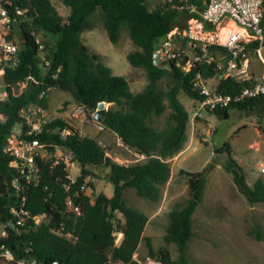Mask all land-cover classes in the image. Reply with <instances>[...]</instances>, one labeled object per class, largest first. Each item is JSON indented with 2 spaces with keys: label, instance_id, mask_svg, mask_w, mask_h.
<instances>
[{
  "label": "trees",
  "instance_id": "obj_1",
  "mask_svg": "<svg viewBox=\"0 0 264 264\" xmlns=\"http://www.w3.org/2000/svg\"><path fill=\"white\" fill-rule=\"evenodd\" d=\"M206 1L62 0L70 10L65 17L53 0H0L11 12L17 6L25 10L11 34L18 43L21 61L1 74L7 96L0 98V251L5 245L15 257L7 264H17L20 258H37L40 264H51L54 260L58 264H138L133 255L142 241L146 243L148 254L162 259L164 264H185L183 254L194 235L193 215L205 195L204 172L181 170L190 197L176 202L170 209L171 220L164 236L166 244L158 249L151 237L144 235L149 216L129 206L124 192L131 187L150 202L162 201L172 176V159L190 140L191 119L179 94L184 92L197 102L202 99L192 83L197 71L206 79L218 76V83L213 87L218 92L234 94L249 85L248 81L233 76H221L209 64L198 65L192 71L155 64L154 53L162 41L172 38L176 30L185 29L189 20H203ZM97 12L113 43L118 44L122 33L127 31L138 47L128 54V60L147 73L148 82L141 91L133 92L129 80L114 74L100 55L84 42L82 34L93 26L91 19ZM178 39L184 42L182 46L177 43ZM174 43L183 50L189 39L180 37L174 39ZM257 46L256 43L249 48ZM209 50L218 57L228 53L223 46H210ZM41 52L50 60L49 65L45 64ZM23 83H26L24 87ZM52 88L69 92L75 104L89 113L95 112L101 101L110 103L103 121L105 129L101 131L115 135L128 149L145 157L121 163L109 154L99 135L82 133L62 116L45 123L42 132L27 134L30 127L21 110L31 104L49 109ZM263 104L264 96H261L233 102L213 113L227 118L231 108L247 110ZM17 126L25 136L46 143L48 155L37 157L41 174L38 184L24 180L15 183L16 179H21L20 173L13 163L14 157L5 148ZM65 127L70 132L63 135ZM260 129L264 133V126ZM58 149L71 151L82 165L75 182H71L64 163L54 164ZM215 152L228 154L225 165L249 202H264V174L250 185L233 156L230 141ZM99 169H108L104 177L115 186L113 196L100 192L92 197L86 192L87 184L93 186L88 177ZM24 197L29 216L20 226L11 206ZM69 198L79 205V211L68 205ZM38 217L41 219L37 220ZM117 232L123 234L119 244L116 243ZM250 233L257 238L263 236L258 232ZM172 243L177 245L182 258L173 256L169 248ZM0 264H5L3 256H0Z\"/></svg>",
  "mask_w": 264,
  "mask_h": 264
},
{
  "label": "rangeland",
  "instance_id": "obj_2",
  "mask_svg": "<svg viewBox=\"0 0 264 264\" xmlns=\"http://www.w3.org/2000/svg\"><path fill=\"white\" fill-rule=\"evenodd\" d=\"M53 1L59 12L67 17L69 8L62 0ZM228 19L224 20V24ZM91 20L93 26L82 34L84 42L100 55L101 60L112 69L114 74L125 76L129 80L133 92L141 91L148 82V77L144 69L132 66L128 60V54L138 49L128 32L124 31L120 42L115 44L108 37L100 12L95 13ZM177 43L182 46L184 42L178 39ZM190 48L191 46L186 43V49L190 50ZM251 59L257 68L264 71V48L261 55H254ZM215 82H218V79ZM1 97H4V87L0 75ZM179 99L192 120L198 102L184 92L179 94ZM110 105L106 103V108L108 109ZM78 108L79 105L75 104L69 92L59 88L50 90L49 109H47L49 118L62 116L82 133L99 135L107 145L109 154L121 163L128 164L140 158L133 150L128 149L122 140L107 131H100L94 122H90L96 121L91 113L79 112L80 117H76L74 114L78 112ZM195 124L196 129L203 133L201 136L203 140L199 141L198 148L190 153L183 167L204 172L206 189L203 202L193 215L194 235L183 254L185 264H264V202H249L236 185L232 172L225 165L228 154L215 152V149L230 141L233 156L242 166L248 183L253 184L258 176L254 168L256 162L264 161V133L260 129L264 126V104L247 110L231 108L227 118L204 112V117L199 118ZM15 129L18 130V126ZM193 131L191 124L190 139ZM81 169L79 165L75 166L71 174L77 176L81 173ZM179 171L180 167L176 165L175 172L178 179ZM106 172L108 169L95 170L88 177L87 180L91 181L93 186L87 184L86 192L92 197L100 192H105L108 196L114 195L115 186L104 177ZM181 177L186 180L184 175ZM173 185L177 187L175 193L179 197L158 203L140 197L136 189L131 187L124 192V198L129 206L150 217L155 213L147 224L144 234L152 238L156 248L166 244L164 236L171 220L170 209L176 202L186 201L190 197L189 187L184 181H176ZM119 216L122 217L121 214ZM251 231L262 233L263 236L257 238L250 233ZM169 248L175 258H182L175 243L170 244ZM146 249V243L142 241L137 254L142 255Z\"/></svg>",
  "mask_w": 264,
  "mask_h": 264
},
{
  "label": "built area",
  "instance_id": "obj_3",
  "mask_svg": "<svg viewBox=\"0 0 264 264\" xmlns=\"http://www.w3.org/2000/svg\"><path fill=\"white\" fill-rule=\"evenodd\" d=\"M25 12L20 6L15 7L11 12L5 5L0 4V75L8 67L19 65L21 58L19 46L16 40L11 37L13 26L19 22V18ZM203 20L191 19L187 27L183 30H176L173 37L165 39L159 45L157 58L166 66H176L185 71H192L198 65H213L214 69L224 77H236L240 81H248L249 85L242 88L239 92L231 94L218 92L210 86L207 79L200 71H197L192 77L194 88L201 94L202 99L198 102L194 116L191 120L193 128L199 118L204 117V112L214 115V111L220 108H226L231 103L241 102L246 99L258 98L264 96V78L255 79L249 70L250 48L249 44L255 40L259 42L257 51L264 46V0H207L206 6L202 12ZM230 18L238 25L237 28L224 29L225 19ZM209 23V27L206 26ZM188 38L191 49H178L174 39ZM40 41V38H37ZM210 46H223L232 54L230 59L223 56H216L211 53ZM43 50L44 45L40 46ZM41 57L46 65L50 60L41 52ZM226 68V70H225ZM26 83H23V87ZM45 92L42 93V95ZM7 92H4V97ZM1 97V98H4ZM74 115L80 117L79 112L86 110L79 106ZM96 112V111H95ZM95 112H91L94 117ZM22 117L29 125L27 134L42 132L43 125L50 121L47 109L39 104H31L21 110ZM0 117H2L0 115ZM90 121V120H89ZM94 122L98 129L104 130L103 122ZM14 131L8 137L5 151L14 157V165L20 173L21 179H16L15 183L20 184L21 180L27 183L35 182L38 184L41 179L40 168L37 163V157H46L48 150L46 143L39 138H30L24 135L21 127ZM70 130L65 127L62 134L66 135ZM64 163L69 170L71 182L76 181L77 176L71 174L73 167L79 163L71 151L56 150L54 164ZM260 172L264 174V164L261 165ZM69 206L75 211H79V205L74 204L72 198L67 200ZM11 212L18 225L23 226L26 223V217L29 216L27 208V199L24 197L21 202L11 206ZM38 217L37 220H40ZM6 234V231H3ZM116 243L119 244L122 239V232H117ZM0 256L5 258V264L14 260V253L5 245L1 246ZM133 260L138 264H164L162 259L151 255L140 256L137 253L133 255ZM17 264H40L37 258H20ZM51 264H58L57 260Z\"/></svg>",
  "mask_w": 264,
  "mask_h": 264
},
{
  "label": "crops",
  "instance_id": "obj_4",
  "mask_svg": "<svg viewBox=\"0 0 264 264\" xmlns=\"http://www.w3.org/2000/svg\"><path fill=\"white\" fill-rule=\"evenodd\" d=\"M227 23L225 24L224 26V29H227V28H237L238 25L235 21H233L232 19H228L226 20ZM209 27V26H207ZM258 44V46L254 49H250L251 52H250V62H249V70L251 72V74L253 75V77L255 79H262L264 78V71H262L261 69L257 68L255 66V64L252 62V59L251 57L254 56V55H261L262 53V49L264 48L261 47L258 51H257V48L259 47V42L257 40L251 42L249 45L250 46H254L255 44ZM264 60V59H263ZM217 76H211L209 78H207V81L208 83L210 84L211 87H215L216 84L218 82H215V80L218 79V77L216 78ZM259 130V128H258ZM260 132V130H259ZM201 136H203V133L200 131V130H197L196 129V126L194 128V131H193V135L190 139V142L189 144L186 146V148L184 150H182L179 154H177L173 159H172V176L164 190V196H163V199L162 201H165L167 199L169 200H173V199H177L179 197L178 194L175 193V190L177 189L176 186L173 185V183H176L177 182H185V184L188 186L186 180H184L182 177H181V170H188V169H185L183 166H184V163L188 160V156L190 155L191 152H194L198 146H199V141H202L203 139L201 138ZM256 147H257V144H256ZM136 153V152H135ZM136 155H138L140 158L139 159H142L144 158L145 156L144 155H139L138 153H136ZM206 164H208V162L206 161ZM264 164V161H257L256 162V165H255V170L257 171L258 173V176L254 179V182L257 180V178L259 177L260 174H262L260 172V168H261V165ZM176 165H178L180 167V171H179V179L177 178V175H176V172H175V167ZM188 171H194V172H197V171H200V170H188ZM253 182V184H254ZM250 184V183H249ZM253 184H250V185H253ZM171 189V192H169ZM155 215V213L153 215H151V217L149 216V221L148 223L151 221V218ZM147 223V224H148ZM147 226V225H146ZM146 228V227H145ZM145 231V230H144ZM145 235V234H144ZM146 236V235H145ZM152 239V238H151ZM153 242V241H152ZM141 244V243H140ZM147 247V246H146ZM155 247V246H154ZM156 248V247H155ZM158 249V248H156ZM137 253V251H136ZM148 255V248L145 250V252L140 255V256H146Z\"/></svg>",
  "mask_w": 264,
  "mask_h": 264
},
{
  "label": "water",
  "instance_id": "obj_5",
  "mask_svg": "<svg viewBox=\"0 0 264 264\" xmlns=\"http://www.w3.org/2000/svg\"><path fill=\"white\" fill-rule=\"evenodd\" d=\"M232 57V54H228L226 59H230ZM154 62L155 64H158L159 66L165 67L166 64L160 62L157 58V52L154 53ZM226 70V68H225ZM107 116V108H106V101H101L98 104V108L94 114V119L98 122H103ZM79 166L82 168V165L79 164Z\"/></svg>",
  "mask_w": 264,
  "mask_h": 264
}]
</instances>
